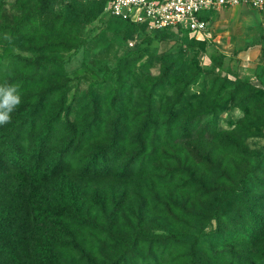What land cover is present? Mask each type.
<instances>
[{"label":"trees","instance_id":"trees-1","mask_svg":"<svg viewBox=\"0 0 264 264\" xmlns=\"http://www.w3.org/2000/svg\"><path fill=\"white\" fill-rule=\"evenodd\" d=\"M91 1L105 2V10L110 0ZM45 9L34 8L18 23L38 22L31 24L34 28L28 33L46 39H64L74 30L70 17L63 13L56 19L58 24H41L39 15ZM211 17L208 13L204 19L210 21ZM122 21L148 28L146 23ZM6 28L0 23V33ZM58 45L51 51H60V46L67 49L62 42ZM199 46L204 49L203 43ZM187 60L183 56L163 60L159 95L174 89L175 97L171 99L174 106L161 116L155 106L156 87L135 101L133 90L122 84L132 62L129 73L117 80L116 90L107 92L110 107L106 110H76L72 116L71 106L60 100L53 103L55 88L49 86V78L45 85L50 90L43 91L51 93L50 97L30 85L19 87L23 102L12 122L0 127V184L11 191L7 215L14 224L18 246L26 252V264H75L73 254L79 247L86 248L95 221L114 215L133 193L130 186L146 177L143 171H153L151 186L163 187L155 180V171L162 176V169L156 167L169 163L179 173L168 170L164 174L172 175L179 188L161 200L166 233L150 238L144 232L137 234L152 242L149 252L159 253L133 257L132 264H264V151L255 156L245 142L250 137L264 138V88L248 80L219 81V74L213 71L221 70V58L212 57L208 70L196 59L194 63ZM34 61L61 64L44 55ZM6 71L3 76L9 81ZM92 94L98 95L94 91L90 97ZM232 106L243 115L231 129L219 128L217 117ZM198 112L208 114V119L194 137L196 122L192 118ZM96 179L107 180L121 191L118 199L110 196L111 210L94 218L80 200L87 195L83 187ZM57 187L66 191L65 203H47Z\"/></svg>","mask_w":264,"mask_h":264},{"label":"rangeland","instance_id":"rangeland-1","mask_svg":"<svg viewBox=\"0 0 264 264\" xmlns=\"http://www.w3.org/2000/svg\"><path fill=\"white\" fill-rule=\"evenodd\" d=\"M104 6L105 2L91 0H0V23L7 27L4 33H0V83L15 84L18 88L30 85L34 91L41 92L50 90L45 85L49 78V86L55 88L53 103H59L60 100L64 106H71L72 116L76 110L108 109L110 105L107 92L116 90L121 74L126 76L129 73L130 62L134 63V66L122 84L133 90L135 101L141 99L147 89L151 91L159 86L158 78L161 75L163 60L170 56H183L188 59L187 63H194L196 59L203 70L212 67V57L221 58L224 62L221 70L213 71L214 74H219V81L248 80L251 85L264 88V48L260 49L261 31L259 27L244 19L239 7L213 14L205 34L191 36L171 28L161 33L154 29L126 24L106 13ZM34 8H46L39 15L40 21L43 20L41 24L46 26L52 21L56 22L62 13L68 14L67 17L71 20L69 25L74 24V30L64 39L58 40H55L54 36L46 39L39 34L31 35L28 33L31 32L30 28H34L31 24L38 22H32L30 25L18 22ZM247 15L251 21L259 16L255 11L248 12ZM41 24L39 27H42ZM61 42L67 49L60 46V51H51L53 46H59L58 43ZM199 43L204 44L203 50ZM43 55L60 60L61 64L34 61L37 56ZM5 71L9 81L3 76ZM160 90L157 88L155 91V106L161 111V114L157 113L159 116L164 110L174 106L171 99L175 97L174 89H169L162 95H159ZM94 91L98 95L92 94L90 97ZM50 95L51 93H45L46 97ZM158 95L161 100H158ZM49 102L52 104V101ZM44 104L46 105V101ZM192 109L197 111L198 107L194 106ZM242 115L243 111L235 106L228 107L219 114L216 122L221 129H231L233 123ZM207 119L208 114L203 112H198L192 118V122H196V127L192 128L194 137L201 132L203 122ZM245 142L255 156L264 151L262 137H250ZM255 156L252 161L256 159ZM173 166L169 163L164 168L161 165L156 167L159 171L162 169L163 174L157 176L158 171H155V180L163 184V187L159 188L150 184V181H153V171H143L146 177L138 178V181L130 186L129 190L133 193L117 207L114 215H105L95 221L94 230L90 228L89 236L86 234V248L79 247L73 254L75 264H122L127 261L132 264L133 257L148 258L150 254H158L156 250L149 252L152 242L142 240L137 234L144 232L150 238L166 233L167 223L166 218L162 216L161 200L169 195L168 192L179 188L176 187L178 182L171 180L172 175L164 174L168 170L179 173ZM111 187L107 180L91 181L82 189L87 195L85 199L83 197L80 200L81 207L94 218L103 215L107 209L111 210L108 206L110 196L118 199V193L121 191L119 187ZM10 192L8 187L0 184V264H26V252H22L18 246L14 224L7 215L11 212L8 196ZM66 196V191L57 187L47 197V203H65ZM92 196L97 198L92 200ZM95 199L102 202L96 204ZM19 209L15 208L16 215H19ZM115 244L118 245L113 246Z\"/></svg>","mask_w":264,"mask_h":264},{"label":"built area","instance_id":"built-area-1","mask_svg":"<svg viewBox=\"0 0 264 264\" xmlns=\"http://www.w3.org/2000/svg\"><path fill=\"white\" fill-rule=\"evenodd\" d=\"M236 6L261 10L264 0H110L105 11L115 18L146 23L149 29L183 30L202 36L208 29V13Z\"/></svg>","mask_w":264,"mask_h":264},{"label":"clouds","instance_id":"clouds-1","mask_svg":"<svg viewBox=\"0 0 264 264\" xmlns=\"http://www.w3.org/2000/svg\"><path fill=\"white\" fill-rule=\"evenodd\" d=\"M23 102V96L15 84L0 83V127L13 120L17 107Z\"/></svg>","mask_w":264,"mask_h":264},{"label":"crops","instance_id":"crops-1","mask_svg":"<svg viewBox=\"0 0 264 264\" xmlns=\"http://www.w3.org/2000/svg\"><path fill=\"white\" fill-rule=\"evenodd\" d=\"M236 7H239V9L242 11L243 17L245 20L249 21V23L254 24L255 27H259V30L261 31L260 36H262V42H261V48H262L263 43H264V7L261 10L252 9V8L247 7V6H236ZM236 7H232V8H236ZM221 10H225V9H220V10L215 11L214 13H212V16H213V14L215 15L217 12H221ZM251 11H255L259 14L257 19L254 21H251L247 15L248 12L251 13ZM211 18H213V17H211Z\"/></svg>","mask_w":264,"mask_h":264}]
</instances>
